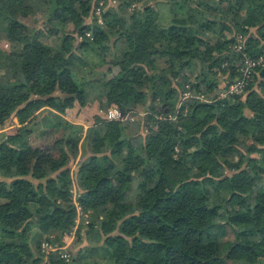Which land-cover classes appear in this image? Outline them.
<instances>
[{"label": "trees", "instance_id": "16d2710c", "mask_svg": "<svg viewBox=\"0 0 264 264\" xmlns=\"http://www.w3.org/2000/svg\"><path fill=\"white\" fill-rule=\"evenodd\" d=\"M97 2L0 0V264H264V69L219 96L264 57V0H115L101 23ZM112 79L132 120L64 118ZM72 185L65 261L41 243L73 230Z\"/></svg>", "mask_w": 264, "mask_h": 264}, {"label": "built area", "instance_id": "2783aa9c", "mask_svg": "<svg viewBox=\"0 0 264 264\" xmlns=\"http://www.w3.org/2000/svg\"><path fill=\"white\" fill-rule=\"evenodd\" d=\"M106 2L109 3H114L115 0H98L96 6L94 7V15L96 16L97 20L101 23L102 21V11L104 8V5ZM89 35V34H87ZM238 40L240 38L238 37ZM240 49V45H237V50ZM253 67H262L264 69V57L260 56L254 59H251L249 57H245L243 61V65L240 66L239 70L242 72L243 78L234 80L230 83L227 84L226 88L219 92V96L223 97L226 95H238L242 93L246 87L247 84V79L251 75V70ZM187 98H192L194 100L199 99V100H207L206 97L201 93L197 95H191L190 92H184L183 94V99ZM105 117L107 120H119L123 121L126 119L132 120L133 117L131 115H126L121 112V110L117 106L110 107L106 109L105 111ZM71 196H72V202L76 208V216L74 218V228L73 230L68 234L70 238H74V235L77 231V225H78V220L80 219V216H84L86 214V211L84 210L85 208L80 205V203L77 200V194H76V189L75 186L72 185V188L70 189ZM67 246L64 245H58L54 244L51 241H43L41 243V251L44 254V256L47 255V253L51 251H57L59 253V256L61 258H64L65 261H68L70 259L69 253L66 251ZM44 264V262L42 263Z\"/></svg>", "mask_w": 264, "mask_h": 264}, {"label": "crops", "instance_id": "0c3cea01", "mask_svg": "<svg viewBox=\"0 0 264 264\" xmlns=\"http://www.w3.org/2000/svg\"><path fill=\"white\" fill-rule=\"evenodd\" d=\"M20 48L16 45H14L11 41H9L8 39V35H7V23L6 21L3 19L2 14L0 13V70H3L6 67V63H7V57L8 54L12 51V50H19ZM111 68V66H110ZM113 85L115 87L114 91H109V94H115V92H117L118 90V85L115 79L110 80ZM111 84V83H110ZM112 85V86H113ZM111 86V87H112ZM98 102H95V108H93V112H91L90 114L93 115H98L99 117L106 119L105 117V110L113 107L115 105H106L105 108H101L98 107ZM80 107H85V105H74L73 107H70L68 109H66L65 114H64V118L70 122V123H75V124H79L82 126L83 130H85L87 128V126H85L83 124V121L85 119H89L90 118V114H88L89 112H79L77 108L80 109ZM91 116V119H92ZM20 121V114H16L12 117V124H7L6 127H4L1 131H4L5 129H12L16 126H18ZM46 127V126H44ZM34 131H33V138H32V142L33 145H36L35 147H40V149H44L47 142L50 141V139H48V136H43L40 137L39 133H41L43 126L39 127L37 125L34 126ZM47 129V128H46ZM35 142V143H34ZM61 240L64 243L65 246L69 247L72 244V238H70V236L68 234L63 235L61 234ZM85 244V242L82 243V245Z\"/></svg>", "mask_w": 264, "mask_h": 264}, {"label": "rangeland", "instance_id": "374dc122", "mask_svg": "<svg viewBox=\"0 0 264 264\" xmlns=\"http://www.w3.org/2000/svg\"><path fill=\"white\" fill-rule=\"evenodd\" d=\"M162 12L163 13L165 12L164 8H162ZM30 19H31V17L25 18L26 21H30ZM113 83L110 81L109 83L107 82L104 85H101V87H100V96H99L100 99L98 101L94 100V101H92L90 103L89 102L85 103V107H80V109L77 108L78 111L79 112H89L88 114H90L91 112H93V108H95V102L96 101L98 102V105H99L98 107H101V108L105 107L106 106V104H105L106 103V98H107L108 94L110 93L109 91H114L115 90L116 85L114 86ZM111 85H113V86L111 87ZM95 96H96V93L94 92L92 94V96H91V99H93ZM165 113H166V108H163V109H161L159 114H160V116H164ZM90 115L92 116V114H90ZM91 116H90L89 119L87 118V119H85L83 121V124L85 126H87V127L92 124ZM89 213H90L89 211H86V214L84 216H80V219L78 220V225H77V228H76L77 231H76V233L74 235L73 240H75L77 238V232H78L79 229H81V224H82L83 220L89 218ZM231 264H239V263L238 262H231Z\"/></svg>", "mask_w": 264, "mask_h": 264}]
</instances>
